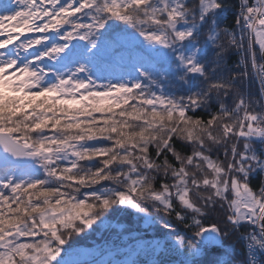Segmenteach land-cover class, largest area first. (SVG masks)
<instances>
[{"label": "snow or ice", "instance_id": "1", "mask_svg": "<svg viewBox=\"0 0 264 264\" xmlns=\"http://www.w3.org/2000/svg\"><path fill=\"white\" fill-rule=\"evenodd\" d=\"M115 216L264 264V0H0V264H139L75 248Z\"/></svg>", "mask_w": 264, "mask_h": 264}, {"label": "trees", "instance_id": "2", "mask_svg": "<svg viewBox=\"0 0 264 264\" xmlns=\"http://www.w3.org/2000/svg\"><path fill=\"white\" fill-rule=\"evenodd\" d=\"M232 22L231 10L227 13L225 24ZM149 211H152L149 209ZM136 238L143 240L162 239L157 233V228H146L142 222H138L133 216L131 220L121 216L109 218V227L99 229L96 233L79 240L75 248L79 250L91 249L100 254L117 253L121 250H128L136 243ZM131 259H137L139 264H147L149 257L132 253Z\"/></svg>", "mask_w": 264, "mask_h": 264}, {"label": "rangeland", "instance_id": "3", "mask_svg": "<svg viewBox=\"0 0 264 264\" xmlns=\"http://www.w3.org/2000/svg\"><path fill=\"white\" fill-rule=\"evenodd\" d=\"M130 250H131V248H129V251L128 250H121L117 253L109 252V253L100 254L98 251H92L91 249H83L82 251H84L86 253V255L83 256L82 259L87 261V262H90L93 260L108 261V260H115V259H119V260L123 261V260L132 258V254L129 255Z\"/></svg>", "mask_w": 264, "mask_h": 264}]
</instances>
